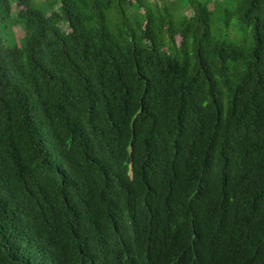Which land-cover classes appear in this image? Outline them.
I'll use <instances>...</instances> for the list:
<instances>
[{
	"label": "trees",
	"instance_id": "obj_1",
	"mask_svg": "<svg viewBox=\"0 0 264 264\" xmlns=\"http://www.w3.org/2000/svg\"><path fill=\"white\" fill-rule=\"evenodd\" d=\"M0 264H264V0H0Z\"/></svg>",
	"mask_w": 264,
	"mask_h": 264
},
{
	"label": "rangeland",
	"instance_id": "obj_2",
	"mask_svg": "<svg viewBox=\"0 0 264 264\" xmlns=\"http://www.w3.org/2000/svg\"><path fill=\"white\" fill-rule=\"evenodd\" d=\"M157 1H159L160 3L165 4V5H171L175 0H157ZM220 1H224V0H220ZM211 5H212L211 8H213L214 5L213 4H211ZM14 32H15L16 38L18 40H21L25 36L24 32L20 29H15ZM165 58H166V60H165L166 72H167V75H169L171 68H172V62L170 61L167 54L165 55Z\"/></svg>",
	"mask_w": 264,
	"mask_h": 264
}]
</instances>
